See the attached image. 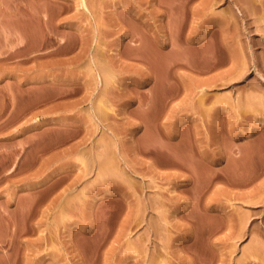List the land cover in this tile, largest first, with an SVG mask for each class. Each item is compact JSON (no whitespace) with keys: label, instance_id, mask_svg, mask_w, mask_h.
Here are the masks:
<instances>
[{"label":"rangeland","instance_id":"374dc122","mask_svg":"<svg viewBox=\"0 0 264 264\" xmlns=\"http://www.w3.org/2000/svg\"><path fill=\"white\" fill-rule=\"evenodd\" d=\"M0 264H264V0H0Z\"/></svg>","mask_w":264,"mask_h":264},{"label":"crops","instance_id":"0c3cea01","mask_svg":"<svg viewBox=\"0 0 264 264\" xmlns=\"http://www.w3.org/2000/svg\"><path fill=\"white\" fill-rule=\"evenodd\" d=\"M256 186H251V195L254 194ZM255 210L251 207V222L255 220Z\"/></svg>","mask_w":264,"mask_h":264}]
</instances>
